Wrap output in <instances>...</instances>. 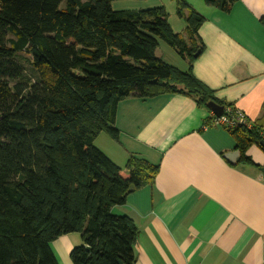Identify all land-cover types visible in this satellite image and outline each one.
Returning a JSON list of instances; mask_svg holds the SVG:
<instances>
[{"label":"trees","instance_id":"16d2710c","mask_svg":"<svg viewBox=\"0 0 264 264\" xmlns=\"http://www.w3.org/2000/svg\"><path fill=\"white\" fill-rule=\"evenodd\" d=\"M112 1L0 0V264H58L50 242L72 232L82 240L69 253L72 264H134L136 227L111 208L152 184L159 165L130 155L120 168L94 139L118 138L116 108L130 96L180 94L205 109L213 102L221 114L234 108L192 72L204 16L175 0L181 35L162 6L113 10ZM234 1L205 4L228 11ZM259 22L264 28V15ZM158 39L184 69L156 56ZM251 123L223 128L241 162L260 169L245 155L253 144L264 151L263 126Z\"/></svg>","mask_w":264,"mask_h":264},{"label":"crops","instance_id":"0c3cea01","mask_svg":"<svg viewBox=\"0 0 264 264\" xmlns=\"http://www.w3.org/2000/svg\"><path fill=\"white\" fill-rule=\"evenodd\" d=\"M197 1L204 49L192 72L217 98L263 126L264 139V0H236L228 11ZM210 113L180 94L130 96L116 108L118 138L101 132L94 139L120 168L130 155L159 165L152 184L111 208L136 227L134 264H264V174L241 155L237 164L225 158L235 142L222 126L202 129ZM245 155L264 167L257 145ZM81 242L76 232L52 240L58 264H72L69 253Z\"/></svg>","mask_w":264,"mask_h":264},{"label":"rangeland","instance_id":"374dc122","mask_svg":"<svg viewBox=\"0 0 264 264\" xmlns=\"http://www.w3.org/2000/svg\"><path fill=\"white\" fill-rule=\"evenodd\" d=\"M187 3L188 1L185 0ZM193 1L194 7L198 6L197 0H190ZM205 2V0H204ZM191 3V2H189ZM188 3V4H189ZM164 7L167 13V21L172 28V30L176 33L184 35V28H185V21L183 18L178 17L176 13V3L175 0H113L111 2V8L113 10H140V9H148L152 7ZM194 7H192L194 9ZM187 10H184L186 14ZM159 48L157 49V55L163 57V60L166 63H171L176 67H180L181 61L179 59V55L175 53V51L166 45L163 41L158 39ZM158 47V46H157ZM25 58H29L27 54L23 55ZM179 56V57H178ZM22 65L26 69V74H30V66L29 62L26 60L22 61Z\"/></svg>","mask_w":264,"mask_h":264},{"label":"built area","instance_id":"2783aa9c","mask_svg":"<svg viewBox=\"0 0 264 264\" xmlns=\"http://www.w3.org/2000/svg\"><path fill=\"white\" fill-rule=\"evenodd\" d=\"M212 115L211 122L213 125H219L224 128H234L238 125H243L247 128L252 126V123L249 121L247 116L240 110L236 109L235 107L228 106L225 109V114H220V116L216 117Z\"/></svg>","mask_w":264,"mask_h":264},{"label":"water","instance_id":"95a60500","mask_svg":"<svg viewBox=\"0 0 264 264\" xmlns=\"http://www.w3.org/2000/svg\"><path fill=\"white\" fill-rule=\"evenodd\" d=\"M197 54H198V52H195L194 56H197ZM207 108L216 117L220 116V114L222 112V107L218 106L217 104H215L213 102H208ZM259 144L264 149V139L260 140ZM225 158L231 164H237L240 161V152L238 150H234L232 152H228V153L225 154ZM260 171L264 174V167H261ZM84 248L88 249V246L84 245Z\"/></svg>","mask_w":264,"mask_h":264}]
</instances>
